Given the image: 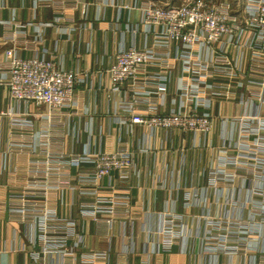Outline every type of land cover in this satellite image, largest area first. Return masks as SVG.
Instances as JSON below:
<instances>
[{"label": "built area", "instance_id": "built-area-1", "mask_svg": "<svg viewBox=\"0 0 264 264\" xmlns=\"http://www.w3.org/2000/svg\"><path fill=\"white\" fill-rule=\"evenodd\" d=\"M38 4L37 1L35 7ZM40 4L49 6L54 14L52 22L42 25L54 26L68 34L75 31L76 19L67 12L79 10L82 18L87 14V0H45ZM129 5V2L125 3V6ZM136 7L142 12L144 31L146 38H151L150 44L140 48L135 45L120 47L112 63L102 70L110 80L112 91L119 92L126 85L133 93L132 101L121 104L128 112L127 117L121 118L123 123L130 127L140 124L149 131L179 128L208 134L214 126L210 112L213 98L244 86L243 78L249 83L246 103L250 101L259 105L249 115L231 118L235 136L223 137V147L228 143L230 148L224 150L220 165L210 170L208 181L210 192L219 195L218 182L228 184L230 189L232 181L238 178L244 188L248 179L251 181V197L226 199L220 203L218 215L212 211L216 202L208 204L207 214L194 215L179 213L167 204L157 214L156 225L151 230L154 249L171 251L174 245H179L181 252H187L189 241L197 239L201 255H210L209 264H218L220 257L234 255L241 256L243 264H264V0H248L237 12L228 2L213 3L211 0H181L179 4L137 0ZM1 23L5 28H12V33L8 31L0 36V69L3 70L0 84L7 87L9 100L26 107L30 104L46 105L48 122L62 115L68 126L71 117L77 114L75 87L81 81L79 69L77 66L66 67L61 54L45 47L43 28H38L33 35L34 53L31 55H22L16 47H4L9 42L17 44L19 35L27 38L32 35L27 32L28 23L14 27L11 21ZM170 58L180 61L188 76L171 109L159 112L157 101L166 96L169 86L167 60ZM148 67H158L159 72L144 77ZM216 76L239 81L234 87L230 81H208ZM149 80L157 83V91L145 87ZM251 85L259 86L249 87ZM143 102L146 105L140 107ZM12 124L18 128L32 126L33 122L13 118ZM48 135L47 132L37 134L33 131L30 146L35 160L31 183L10 194L11 215L34 229L27 245L32 264H47V257L53 260L52 264H109V251L95 249L87 243L76 217L58 214L41 198L47 187L70 188L60 178L51 182L50 177L69 174L72 167L77 169V181L82 186L80 193L87 195L111 188L112 172L117 171L122 193L109 198L97 197L80 205L82 218L95 219L110 234L117 223L124 227V220L131 218L127 199L131 188L128 181L134 174V154L136 151L147 153L149 148L144 146L131 151L122 146L114 152H93L87 146L82 153L56 154L48 151L54 145ZM12 145L19 147L22 144L13 142ZM227 166L242 167L246 173L228 171ZM103 177L109 179L106 186L99 184ZM205 195L206 189L202 192L184 191V206H190V201L194 200L196 207L205 209ZM253 195L260 198L253 201Z\"/></svg>", "mask_w": 264, "mask_h": 264}, {"label": "crops", "instance_id": "crops-1", "mask_svg": "<svg viewBox=\"0 0 264 264\" xmlns=\"http://www.w3.org/2000/svg\"><path fill=\"white\" fill-rule=\"evenodd\" d=\"M37 1L39 4L35 7ZM44 2L45 0H0V36L12 31V28H5L1 22L11 21L13 27L28 23L26 29L32 36L27 38L19 35L18 46L15 42H9L4 47H16L22 55H31L34 53V44L31 42L33 35L38 28H43L45 47L61 54L66 67L77 66L80 71L81 81L75 87L77 114L71 117L68 126L62 115L55 116L53 121L48 122L45 116L48 112L46 105L30 104L26 107L21 103H13L8 98L7 87L0 84V264H32L27 245L34 229L19 222L17 216L11 215L10 194L31 183V170L35 160L30 146L33 131L37 134L49 133L48 138L54 145L48 151L56 154L82 153L87 146L93 152H114L122 146L132 151L148 146L147 153L136 151L134 154V174L128 181L131 188L127 199L131 218L124 220V227H119L117 223L114 233L112 230L108 234L106 228L95 219L82 218L80 205L82 202H92L97 197L109 198L115 193H122L119 190L122 184L117 171L112 172L111 188L101 189L96 195H87L80 193L79 188L82 186L77 181V169L72 167L69 174L50 177L51 182L60 178L62 183H68L71 187H47L46 194L41 198L48 208L58 214L76 217L79 229L82 228L86 235L87 243L95 249L109 251V264H209L210 255H201L197 239L189 241L187 252H181L179 245H174L171 251H156L151 230L156 225L157 214L167 204H171L179 213L194 215L207 214L208 204L216 202L212 211L214 215H218L220 203H224L226 199L233 201L251 197V181L248 179L244 188L238 178L232 181L230 189L228 184L218 182L217 188L221 189L219 195L208 189L210 170L220 165L225 155L224 150L230 148L228 143L223 147V137L230 138L231 134L235 136L231 118L249 115L251 111L258 109L259 105L255 106L250 101L246 103L249 96L248 80L243 78L244 86L237 87L234 92L213 98L210 112L214 126L208 134L179 128H156L149 131L140 124L130 127L121 121V118L128 116L121 104L132 101L133 93L126 85L119 92L112 91L110 80L102 70L112 63L114 54L120 47L135 45L140 48L146 43L150 44L151 38H146L144 31L142 12L136 7L137 0H87L85 18L81 17L79 10L67 12L68 16L76 19V29L72 34L51 25H42L44 22H52L54 16L49 6L40 4ZM128 2L130 5L125 6ZM214 45L218 46L217 43ZM75 59L78 60L77 64ZM167 62L170 66V80L166 96L157 101L159 112L171 109L173 102L178 100L180 86L188 76L183 72L180 61L170 58ZM157 72L158 67H148L144 77ZM2 73L3 70L0 69V78ZM208 81H230L234 87L239 79L229 80L216 76ZM147 82V89L157 91L155 81ZM144 105L145 102L140 107ZM13 118H25L33 124L16 128L12 124ZM13 142L22 145L13 146ZM226 169L238 174L246 173L242 167L227 166ZM108 183L107 177L99 180L102 186ZM203 189H206L205 209L196 207L194 200L190 201V206H184V191L202 192ZM253 196V201H256V197L260 198L258 195ZM46 261L47 264L53 262L48 257ZM242 262L241 256L234 255L220 257L218 264H243Z\"/></svg>", "mask_w": 264, "mask_h": 264}, {"label": "rangeland", "instance_id": "rangeland-1", "mask_svg": "<svg viewBox=\"0 0 264 264\" xmlns=\"http://www.w3.org/2000/svg\"><path fill=\"white\" fill-rule=\"evenodd\" d=\"M181 0H156L157 3L159 4H163L168 2V3H175V4H179ZM213 3H221V2H228L230 3L233 7L235 12H237V10H240L241 8H243L244 4H246V2L248 0H211Z\"/></svg>", "mask_w": 264, "mask_h": 264}]
</instances>
